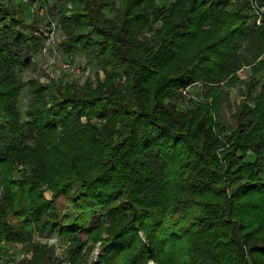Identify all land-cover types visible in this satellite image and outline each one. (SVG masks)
I'll use <instances>...</instances> for the list:
<instances>
[{"label": "trees", "instance_id": "trees-1", "mask_svg": "<svg viewBox=\"0 0 264 264\" xmlns=\"http://www.w3.org/2000/svg\"><path fill=\"white\" fill-rule=\"evenodd\" d=\"M158 1L65 0L64 51L85 52L105 77L31 79L22 121L15 70L31 65L43 36L0 0V253L25 244L27 264H49L51 248L33 236L58 233L84 264L78 233L100 210L89 236L102 241L103 264H264V22L251 25L245 4L227 10L229 0ZM244 66L251 78L223 136L226 89ZM197 82L204 101L179 109Z\"/></svg>", "mask_w": 264, "mask_h": 264}, {"label": "rangeland", "instance_id": "rangeland-1", "mask_svg": "<svg viewBox=\"0 0 264 264\" xmlns=\"http://www.w3.org/2000/svg\"><path fill=\"white\" fill-rule=\"evenodd\" d=\"M8 3L12 0H3ZM20 7L26 10L27 21L29 25L35 26L36 29L41 31L43 36V42L37 50L32 52L31 65L29 67L17 66L15 72L16 75L23 81L20 97H19V110L21 112V120H28L26 116V109L28 108L29 99L31 94L29 92V81L31 79H38L42 84H51L56 82L57 84H65L76 82L79 85H84L87 81H91L94 84L98 80H102L105 77V72L98 62H89L86 58L85 52H76L67 54L62 43L65 39V33L62 29V25L59 21L61 5L65 0H46L48 9L41 12L42 0H13ZM116 3L118 7V0H110ZM230 4L226 6L227 10H233L238 4H245L246 9L250 15L253 16L251 25L256 22L260 25L264 22V4L261 0H229ZM160 7L166 8L170 0L158 1ZM107 17L114 18L115 12L111 10H105ZM259 14H262L260 23H258ZM153 27L159 28L162 24L161 19L158 17L152 18ZM153 32H147L146 35L151 37ZM264 57V55H263ZM69 65V69L66 68ZM239 77L241 82L226 89L228 92L229 100L223 104L220 110V123L221 127L225 128L226 136L230 131L236 127V121L233 114L236 111V105L246 93L247 83L251 78L250 66H244L239 71ZM203 82H197L187 88L185 92L181 94V98L176 101L179 109H187L196 106L200 102L204 101V92L206 88ZM85 120V119H84ZM95 121V119H93ZM105 123V120L103 121ZM150 159L155 161V166L160 171V164L155 160V154H150ZM18 177L19 174L17 173ZM264 177V176H263ZM78 189V185L76 186ZM45 195L51 199V191L44 188ZM1 198V192H0ZM66 213L70 216V221L74 220L77 213L71 208L66 209ZM102 211H98L92 217L90 224L82 229L78 234L84 242H87V248L85 251V263L84 264H103L100 263V257L104 251V245L102 241H93L89 236V230L97 226L100 222ZM108 233H103L106 237ZM140 235L143 237V233L140 231ZM33 241L43 245H47L51 248L52 258L49 264H61L68 262L74 264L70 256L71 243L69 239L63 237L58 233L50 235H41L36 233L33 236ZM9 247V248H8ZM3 254V256H1ZM33 258V250L25 244H4L3 250L0 253V264H27ZM11 262V263H10ZM146 264H157L154 260H148Z\"/></svg>", "mask_w": 264, "mask_h": 264}, {"label": "built area", "instance_id": "built-area-1", "mask_svg": "<svg viewBox=\"0 0 264 264\" xmlns=\"http://www.w3.org/2000/svg\"><path fill=\"white\" fill-rule=\"evenodd\" d=\"M44 11H47V6L45 4H41V12H44ZM262 16H263L262 14H259L258 23H260ZM68 67H69V65H66V68H68ZM68 70H70V69L68 68ZM1 256H3V254ZM61 264H69V263L68 262H63Z\"/></svg>", "mask_w": 264, "mask_h": 264}]
</instances>
